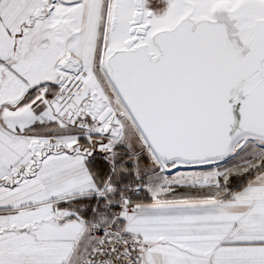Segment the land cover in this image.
<instances>
[{"label": "snow or ice", "instance_id": "snow-or-ice-1", "mask_svg": "<svg viewBox=\"0 0 264 264\" xmlns=\"http://www.w3.org/2000/svg\"><path fill=\"white\" fill-rule=\"evenodd\" d=\"M0 264H264V0H0Z\"/></svg>", "mask_w": 264, "mask_h": 264}]
</instances>
